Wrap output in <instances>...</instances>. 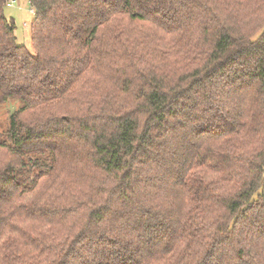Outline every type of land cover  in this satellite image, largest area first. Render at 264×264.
Listing matches in <instances>:
<instances>
[{"label": "trees", "instance_id": "obj_1", "mask_svg": "<svg viewBox=\"0 0 264 264\" xmlns=\"http://www.w3.org/2000/svg\"><path fill=\"white\" fill-rule=\"evenodd\" d=\"M0 0V264H264V0Z\"/></svg>", "mask_w": 264, "mask_h": 264}, {"label": "rangeland", "instance_id": "obj_2", "mask_svg": "<svg viewBox=\"0 0 264 264\" xmlns=\"http://www.w3.org/2000/svg\"><path fill=\"white\" fill-rule=\"evenodd\" d=\"M12 5H7L4 8V15L8 20L14 23V35L19 46L25 47L32 53V43L30 28L34 20V13L27 0H10ZM10 4V3H8ZM9 107H0V123H4L9 116Z\"/></svg>", "mask_w": 264, "mask_h": 264}, {"label": "built area", "instance_id": "obj_3", "mask_svg": "<svg viewBox=\"0 0 264 264\" xmlns=\"http://www.w3.org/2000/svg\"><path fill=\"white\" fill-rule=\"evenodd\" d=\"M28 1V0H27ZM10 4H8V5H12L13 4V2H9Z\"/></svg>", "mask_w": 264, "mask_h": 264}]
</instances>
